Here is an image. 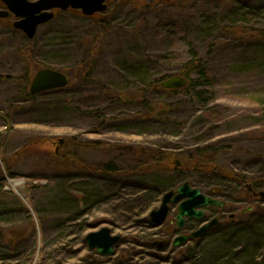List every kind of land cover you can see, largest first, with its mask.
Wrapping results in <instances>:
<instances>
[{
	"label": "rangeland",
	"instance_id": "1",
	"mask_svg": "<svg viewBox=\"0 0 264 264\" xmlns=\"http://www.w3.org/2000/svg\"><path fill=\"white\" fill-rule=\"evenodd\" d=\"M147 1L112 0L105 14L94 15L96 23L81 12H57L32 40L13 27L14 16L0 18V185L4 188L0 207L11 213L3 219L11 232L5 240L10 239L12 249L16 246L23 253L16 261L0 264H98L120 258L124 264H159L179 259L170 249L160 251L155 245L171 243L178 228L177 205L166 224L147 229L141 215L112 214L108 199L101 204L91 202L89 208L80 202L89 196L95 201L96 194L108 190V196L118 198L125 190L110 189L114 183L116 187L117 183L136 187L152 181L166 183L146 216L160 207L165 192L184 182L183 174L169 167H176L198 148L209 147L217 154L202 157L200 161L208 163L210 171L197 179L221 180L219 170L223 169L232 177L247 175L250 184L257 185L254 159L264 154V38L249 40L239 32H264V0H160L173 2L154 9L136 7ZM4 8L1 3L0 9ZM190 43L204 64L203 75L192 74L197 88L155 91L151 81L165 74L170 76L164 80L179 75L176 72L191 58ZM132 64L152 65L149 83L128 78ZM42 68L63 72L69 77L68 86L26 100L22 91L30 89ZM30 69L33 73L24 80ZM145 95L155 104L164 103L169 113L146 123L147 110L140 99ZM5 115H10L9 122ZM102 117L107 121L100 126ZM65 139L102 141L106 146L100 150H80L81 161L113 160L128 176V169L142 165L139 155L145 147L166 146L169 155L149 175L122 176L110 183L84 177L80 170L60 173L41 164L46 152L62 150ZM207 185L197 188L209 193L214 186ZM237 191V198L229 200V210L242 223V210L253 206L249 214L262 203L248 202L245 187L237 186ZM204 208L210 217L219 214L222 220L208 237L226 230L229 212ZM194 220L187 223V231L199 227ZM102 227L121 236L116 254L110 257L89 250L81 240Z\"/></svg>",
	"mask_w": 264,
	"mask_h": 264
},
{
	"label": "trees",
	"instance_id": "2",
	"mask_svg": "<svg viewBox=\"0 0 264 264\" xmlns=\"http://www.w3.org/2000/svg\"><path fill=\"white\" fill-rule=\"evenodd\" d=\"M137 1V0H134ZM173 1H160V0H149L147 3L136 5V7H143L146 6L148 9H154L159 4L165 5V4H172ZM1 4V0H0ZM102 14V13H101ZM105 14V13H104ZM97 15V14H96ZM100 15V14H99ZM103 15V14H102ZM89 19L93 20L94 23L97 22L96 17H88ZM242 28V27H241ZM240 28V29H241ZM242 36L249 40H253L255 37L264 38V32L260 31H251V30H243L239 32ZM55 37L53 38V41H55ZM251 42V41H250ZM253 44V43H252ZM190 56L191 58L188 59V61L183 64V67L179 68V71L176 72V74H179L183 77H185L188 80L187 85L184 87L185 89H196L197 86L195 85V80L193 78V73L200 72L201 75L204 74V64L203 60L200 58L199 54L197 53L195 46L193 43H190ZM93 65L91 64V67ZM47 67V66H46ZM152 65L146 64L144 65H138V64H132L127 70H128V78L131 80L136 79L137 82H140L141 84H147L150 82L152 75H150V71H153ZM29 74L24 76V80L28 78V76H31V73H33L32 69L28 70ZM91 73L88 74V76ZM168 74L162 75V78L160 79H154L150 82L151 86L155 85V91L159 92H175L176 90H166L162 89L160 86V81L167 78ZM176 76V75H175ZM69 82V77H68ZM68 86V84H67ZM66 86V87H67ZM59 91L65 90V88L58 89ZM147 91V90H146ZM200 93V92H199ZM202 93V91H201ZM22 95L26 98V100H34L37 99L40 94H32L30 92V89L27 87L24 88L22 91ZM141 102L146 108V112L144 113L145 122L152 123L153 120H150L149 118H152L156 120L157 118H160L164 116L165 114L169 113L168 109L165 106L164 103H157L155 104L151 99L148 97H142L140 98ZM134 101V100H132ZM58 103L63 104L60 100H58ZM204 106V112L207 108V105ZM204 116V115H203ZM5 120L9 122L10 115H5ZM204 118H201L200 120L202 122H206ZM106 118L102 117L101 125L106 123ZM129 128V127H127ZM118 130H124V127H119ZM145 134L146 132H140ZM106 146L105 143L99 140H88L85 142H81L79 140L74 141V139H65L63 142L62 150L61 151H53V152H46L43 155V158L41 159V164H43L48 170H54L61 173V170L64 172H67L70 174L72 171L80 170L82 171V174L84 177L87 178H100L107 180L110 183H113L117 180L118 177H129L130 176H136L141 177L142 175H149L152 172V168L154 165L161 164L168 159V151L166 149V146H157L155 144L154 147H145L143 152L140 153L139 162H141V166H135L133 168L128 169L129 176L125 175L126 171L122 170V168L116 163V161L110 160L106 163L101 164H93L89 162H85L84 160L81 161L79 157V151L84 149H92V150H100ZM213 152V153H212ZM212 153V154H210ZM206 154L215 155L217 154V151L215 149H210L209 147L203 148V149H195L193 155L186 157H183L180 164L174 168L169 167L170 169L174 170L175 172H178L180 174H183V181H189L191 180V184L195 187H200L202 184L208 186L207 184H210L211 187L210 192L211 194H215L217 196L223 197V199L228 200H235L234 196L238 194L239 192H236V187H245L247 183H251L252 180L247 175L238 174L234 177L231 175H227L225 171L219 170L220 179L221 180H215L213 178H210L208 180H199L196 176H199L200 174H206V170L210 171V166L208 163H204L203 161H200L202 157ZM199 156V157H195ZM257 165L258 172L256 179L257 185L262 183V178L264 177V154L259 153L258 156L254 159ZM9 170V169H7ZM10 173L11 177H15L14 173L8 171ZM227 172V171H226ZM3 173L1 165H0V176ZM192 173V174H191ZM208 173V172H207ZM89 174V175H87ZM92 174V175H90ZM215 182L223 181L221 184ZM183 182V183H184ZM227 183V184H225ZM120 184V186H118ZM234 184V185H231ZM117 187L114 186L113 190L117 189V191L120 192V190L123 188L125 190L124 193L120 192V195L118 198H114L111 196H108L110 194V191L108 190L107 193L102 194V192L96 194L92 200L91 196L90 198L81 199V202L76 199L75 201L80 202V205L84 201V204L86 207H91L90 203L92 202L93 205L95 204H101L103 201H106L108 199L110 204H113V211L112 214L117 212L119 215L124 214L126 215H133V216H142V223L144 226L147 227V229L152 228V223L149 219V214L145 216V214L148 213V211L151 209L152 205L156 202L154 201V197H159L163 193L164 189H166V183L163 182H156L152 181L149 183H145V185H138L137 187L134 186V184H121L117 183ZM227 185V187H226ZM228 190H225L227 189ZM3 185H0V191H3ZM230 189V190H229ZM219 190V191H218ZM228 192V194L226 193ZM153 195V196H152ZM96 202V203H95ZM259 202L262 203L258 207L256 211H252L249 214H245L241 222L237 223H229L228 226L225 228L223 232L214 234V236L208 235L211 233V230L206 234L204 238H202L200 241H195L197 243L193 247H189L188 249H179L175 250L174 252L178 256L179 259L176 257L170 258V261H164L159 264H264V200H260ZM80 208V207H79ZM77 206V210L80 211V209ZM11 213H9V210L7 207H0V263L8 262V261H16L18 256L22 255L23 253L19 252V249L15 246L14 249H12L10 239L5 240L6 236H9V229L6 226V224L3 223V219L5 217L10 216ZM145 216V217H144ZM213 230V229H212ZM220 230V229H219ZM210 239L209 242L203 245V242L206 239ZM82 242L84 243V239L82 237ZM6 241L8 243H6ZM202 248V250H201ZM16 252V254H15ZM120 259H116L114 261H98V264H106L109 262V264H124L123 262H120ZM128 264V263H126Z\"/></svg>",
	"mask_w": 264,
	"mask_h": 264
},
{
	"label": "water",
	"instance_id": "3",
	"mask_svg": "<svg viewBox=\"0 0 264 264\" xmlns=\"http://www.w3.org/2000/svg\"><path fill=\"white\" fill-rule=\"evenodd\" d=\"M112 0H1L5 5L0 9V18L15 17L13 26L22 31L28 39L32 40L40 26L52 21L56 12L60 11H79L85 16H93L103 13L108 9ZM188 80L176 75L161 82V87L165 89H179L186 86ZM68 77L57 70L42 68L38 70L30 86L32 94L66 87ZM264 199V190L258 193ZM179 203L177 206L176 221L177 225L183 227L186 217L202 219L206 212L200 207L204 206H225V201L207 196L198 188H193L189 181L174 190L167 191L159 208L150 212L151 222L158 226L165 223L170 215L172 204ZM252 207L249 208L251 210ZM246 212V210H244ZM218 220L204 224L200 229L190 235H179L174 239L175 248L184 245L189 238H199L208 227L217 224ZM120 240L119 235H112L111 229L102 227L100 230L91 231L86 234L85 241L90 250H95L99 255L111 256L115 253V244ZM163 243L158 247L162 248Z\"/></svg>",
	"mask_w": 264,
	"mask_h": 264
},
{
	"label": "flooded vegetation",
	"instance_id": "4",
	"mask_svg": "<svg viewBox=\"0 0 264 264\" xmlns=\"http://www.w3.org/2000/svg\"><path fill=\"white\" fill-rule=\"evenodd\" d=\"M11 17H13V15H10L9 16V18H11ZM9 18H6V19H9ZM15 18V17H14ZM178 165H179V163H177ZM177 165V166H178ZM190 182V181H189ZM183 184V183H182ZM190 184H191V182H190ZM252 184V183H251ZM250 183H247L246 185H245V189H246V192H245V199L248 201V202H250V201H253V200H259L260 199V195L258 194L259 192H261L262 190H264V181L261 183V184H259V185H251ZM191 186L193 187V188H197V187H195V186H193L192 184H191ZM198 189H200V188H198ZM202 191V190H201ZM203 193V192H202ZM165 194V193H164ZM205 195H207V196H211V197H214V198H217V199H220V200H223V201H225V206H223V207H219V206H210V205H208V206H204V207H217L218 208V211H223V212H229V215H228V218L230 219V221L227 223V225L229 224V223H231V224H233V223H237L238 221H237V214L233 211V210H229L230 209V204H229V202H231V201H229L228 199H223V197H220V196H217V195H215V194H210V193H204ZM164 196V195H163ZM163 198V197H162ZM162 202V201H161ZM178 204L179 203H176V204H172V208H173V205H177L178 206ZM204 207H200L199 209H202V210H204L205 212H206V216L205 217H203L202 219H196V218H189V217H186V222H185V224H184V226L183 227H180V226H178L177 225V221H176V216H175V224H176V226L178 227L176 230V233H175V235H173V237H172V239H171V243L170 242H165V241H159V242H156L155 243V245L157 246V249L158 250H160V251H166V250H168V249H170L171 250V253H175L174 251L175 250H179V249H185V248H189V247H193L194 245H196L197 243H195L194 244V242L195 241H200L202 238H204L205 236H206V234H208V232L210 231V230H212V229H217L219 226H221V219H220V217H219V214H216V217H210L209 216V214H208V209H205ZM250 207H252V209H253V206H250ZM249 207V208H250ZM172 208H171V210H172ZM249 208L248 209H245L246 210V212L247 211H250L249 210ZM251 209V210H252ZM178 212V211H177ZM246 212H244V210H242V212H241V214L242 215H245L246 214ZM219 213V212H218ZM170 214H171V212H170ZM149 215H150V213H149ZM170 216V215H169ZM149 219H150V216H149ZM168 219H169V217H168ZM167 219V221L165 222V223H163V224H161V225H158V226H156V225H154L152 222V228L151 229H158V227H160V226H162V225H164V224H166L169 220ZM192 219H195V220H197V221H199V227L197 228V229H195V230H191V231H187L186 229H187V223L188 222H190ZM214 219H217L218 220V223L217 224H214V225H212V226H210V227H208L207 228V230L199 237V238H189V240L184 244V245H181V246H179V247H177V248H175L174 246H173V242H174V239L177 237V236H179V235H190V234H192L193 232H195V231H197L198 229H200L204 224H206V223H208V222H211L212 220H214ZM194 220V221H195ZM151 221V220H150ZM108 228H110V227H108ZM111 233H112V235H118V234H114L113 232H112V230H111ZM120 236V235H119ZM120 240H121V236H120ZM120 240L115 244V253L114 254H116V245H118L119 243H120ZM159 243H163V246H162V248H159L158 247V244ZM191 244V245H190ZM113 254V255H114ZM173 258V257H172ZM166 261H168V260H166Z\"/></svg>",
	"mask_w": 264,
	"mask_h": 264
},
{
	"label": "bare ground",
	"instance_id": "5",
	"mask_svg": "<svg viewBox=\"0 0 264 264\" xmlns=\"http://www.w3.org/2000/svg\"><path fill=\"white\" fill-rule=\"evenodd\" d=\"M38 32V31H37ZM37 34V33H36ZM36 36V35H35ZM63 73V72H62ZM67 76V75H66ZM64 88V87H63ZM35 95V94H34Z\"/></svg>",
	"mask_w": 264,
	"mask_h": 264
}]
</instances>
